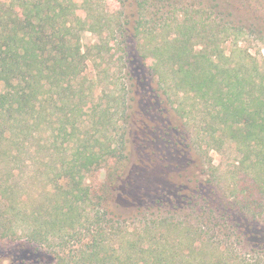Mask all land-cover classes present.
I'll return each instance as SVG.
<instances>
[{
  "label": "trees",
  "instance_id": "16d2710c",
  "mask_svg": "<svg viewBox=\"0 0 264 264\" xmlns=\"http://www.w3.org/2000/svg\"><path fill=\"white\" fill-rule=\"evenodd\" d=\"M172 1L119 0L110 11L92 0H0V242L45 247L49 264H264L233 247L223 215L198 227L165 217L132 230L110 225L118 219L108 188L87 182L102 168L114 178L125 150L109 131L112 103L126 105L124 96L94 100L96 79L84 73L115 45L123 65L140 63L180 93L201 163L212 162L210 150H238L239 171L224 176L234 199L224 197L228 216L234 203L250 221L264 214V58L239 45L246 32L264 37V0H180L171 9ZM79 3L89 11L86 29L108 42L83 50ZM131 6L136 17L124 9ZM171 28L173 36L162 34ZM36 255L24 263L46 264Z\"/></svg>",
  "mask_w": 264,
  "mask_h": 264
},
{
  "label": "rangeland",
  "instance_id": "374dc122",
  "mask_svg": "<svg viewBox=\"0 0 264 264\" xmlns=\"http://www.w3.org/2000/svg\"><path fill=\"white\" fill-rule=\"evenodd\" d=\"M92 1L99 8L106 7L110 11L120 8L119 0ZM89 4L86 3L87 6ZM172 4L178 7L180 0H173L169 5L171 9ZM79 7L82 8L77 10L78 18L81 19L79 23L84 22V25H79L81 29H78L83 50L94 44L108 42L105 34L100 36L86 29L89 11L81 3ZM133 8L134 6L124 9L126 13L134 12L136 17V8ZM251 13H253L251 10H246L243 13L244 18L247 19ZM169 15L170 20L173 19V15ZM257 31L241 34L239 45L242 49L248 48L253 55L262 60L264 37L261 38ZM162 32V34L168 32V35L173 36L174 29ZM156 33L161 34V30L158 32L156 30ZM131 44L130 50H133L134 43ZM106 48L109 50L103 52L101 60L96 59L94 63L95 61L91 59L87 62L84 73L89 79L92 77L96 79L94 100L97 101L99 96H103L105 101L107 92L115 91V96L120 99L124 96L126 102L124 106L119 102L112 103L113 112L115 110L117 114L114 119L116 123L114 122L109 131L116 139L115 144L119 143L121 138L125 142V150L115 164L119 168L116 176L106 178V170L102 168L101 171L87 177V182L93 186L99 187L104 183L108 188L105 203L109 204L118 219L109 224L128 226L127 228L132 230L149 218L165 217L171 221L189 222L198 227L202 223H209L210 218L212 223L217 222L215 216L223 215V218L227 219L223 227L227 228L221 231L225 232V236L226 233L229 234V241L233 243V247L246 257L260 256L264 259V214L250 221L239 211L238 206L234 207V203L229 207L232 214L228 216L229 209L224 197L232 202L234 199L229 194L231 189L225 179L232 172L239 171L237 168L234 169V164L239 159L238 150L233 145H226L224 150L219 152L210 150L207 159L212 162L201 163L196 144L190 148L187 132L190 130L194 133L195 129L183 126L186 119H181L178 112L180 93H176L171 82H159L158 77L140 63L136 64V67H132L130 63L128 67L123 65V61L119 60L120 51L117 46L109 45ZM96 53L97 50L93 49L92 55ZM128 69L131 72L129 74ZM121 101L123 102V98ZM124 107H128L126 110L128 121H124L125 118L121 116ZM238 174L237 178H241V181H248L249 177L244 170H240ZM205 182L206 184H203ZM236 224L238 228L234 229ZM36 252L48 258L46 264L54 257V254L45 247L23 241L0 242V264H25L24 262L37 258Z\"/></svg>",
  "mask_w": 264,
  "mask_h": 264
}]
</instances>
